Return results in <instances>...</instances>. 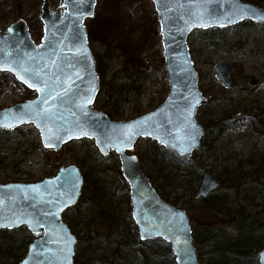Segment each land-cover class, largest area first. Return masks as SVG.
<instances>
[{"label":"water","instance_id":"obj_1","mask_svg":"<svg viewBox=\"0 0 264 264\" xmlns=\"http://www.w3.org/2000/svg\"><path fill=\"white\" fill-rule=\"evenodd\" d=\"M96 1L63 0L64 10L51 12L44 0L40 9L43 37L38 45L23 20L0 31V68L13 69L0 72L12 74L37 94L33 100L1 109L0 125L9 126H0V131L32 124L47 150L58 152L63 145L84 138L94 141L100 155L114 153L129 189L131 217L139 238L163 240L175 264H201L188 213L160 198L139 158L128 152L140 137H150L180 157L199 146L204 132L195 114L203 97L196 86L187 37L194 29L225 28L247 18L264 24V9L239 0H151L158 16L168 95L146 114L113 122L91 109L98 94V77L83 25L86 18L93 17ZM231 69L229 64L216 68V78L226 87L230 86ZM17 73L35 87L17 79ZM83 184L75 165L61 167L39 182L0 184V225H5L0 230L25 228L34 236L43 233L29 245L19 264H73L77 239L62 221V213L77 204ZM219 186L211 174L204 173L195 198L203 199ZM258 264H264V249L258 254Z\"/></svg>","mask_w":264,"mask_h":264},{"label":"rangeland","instance_id":"obj_2","mask_svg":"<svg viewBox=\"0 0 264 264\" xmlns=\"http://www.w3.org/2000/svg\"><path fill=\"white\" fill-rule=\"evenodd\" d=\"M43 1L0 0V31L5 32L11 23L23 20L31 39L38 44ZM62 1L48 0L51 11L63 8ZM261 2L264 9V0ZM85 27L90 35L88 46L93 58L98 61L99 71L103 70L102 77L98 75L101 89L92 109L106 115L107 111H116L117 117L112 118L115 122L130 121L155 109L167 96V82L152 2L97 0L94 16L85 22ZM187 45L204 97L198 122L202 126L209 118L223 116L228 126L220 133L205 128L199 149L188 156L179 157L169 151L174 156L165 161L166 170L181 182L185 172L194 165H199L201 179L203 173L218 178L224 169H233L237 164L246 167L247 162H264V127L260 126V120L264 122V24L245 21L222 29H194ZM220 64L232 66L229 88L215 79L216 67ZM35 97L34 91L17 82L11 74L0 72V110ZM152 143L155 141L139 139L132 152L140 157ZM71 164L78 166L82 174L118 179L115 171L119 167L113 154L102 157L93 140H74L54 152L42 147L39 133L31 124L7 133L0 131V183L37 182L53 176L61 166ZM249 169L246 167L245 171ZM239 187L243 194L255 195L264 191V180L247 179ZM217 192L230 199L236 193L222 188ZM181 206L177 204V208L183 209ZM214 219L209 216L206 221ZM91 230L83 231L81 236L91 244L92 264H128L133 259V250L119 253L113 246L112 242L119 238L112 237V241L104 244L103 228L96 225ZM118 232L125 233L122 229ZM28 236L30 233L22 229L8 239L17 241L15 245H18L21 241L28 243L31 240ZM134 240H138L137 232ZM124 260L127 262L123 263Z\"/></svg>","mask_w":264,"mask_h":264},{"label":"trees","instance_id":"obj_3","mask_svg":"<svg viewBox=\"0 0 264 264\" xmlns=\"http://www.w3.org/2000/svg\"><path fill=\"white\" fill-rule=\"evenodd\" d=\"M251 4H260L261 0H244ZM101 75L103 70L98 69ZM102 80V79H101ZM99 86V90H100ZM114 110L107 111V116L117 117ZM225 118H209L207 123L216 133L223 131ZM139 158L157 193L166 202L175 206L181 203L182 208L190 214L193 243L202 264H258L257 254L264 248V191L246 195L240 201L237 194L230 199L227 195L215 192L195 203V194L200 177L198 166L185 172L184 181H176L172 172L166 170L165 161L174 155L155 143ZM179 159V158H178ZM113 160L117 163L116 156ZM248 163V164H247ZM245 166L237 164L227 168L218 176L221 188L236 190L247 179L264 180V162L251 161ZM257 165V166H255ZM243 167V168H242ZM256 167V168H255ZM118 179L112 180L100 175L91 176L85 172L84 187L78 203L63 213V221L77 238V249L74 264H92L91 244L81 233L91 232V226L103 228V243L113 241L118 252L131 249L133 259L128 264H175L169 246L162 240L142 242L134 240L136 231L130 215L131 206L127 185L122 182L118 168L115 171ZM104 174V171H103ZM221 192V191H220ZM187 197V199L185 198ZM213 216V221H206ZM91 225V226H90ZM122 229L125 233L118 232ZM13 233L3 231L0 242V264H18L25 255L28 243L9 241ZM32 239L31 236H28ZM206 247V250L203 248ZM203 250V251H202Z\"/></svg>","mask_w":264,"mask_h":264},{"label":"bare ground","instance_id":"obj_4","mask_svg":"<svg viewBox=\"0 0 264 264\" xmlns=\"http://www.w3.org/2000/svg\"><path fill=\"white\" fill-rule=\"evenodd\" d=\"M240 2H243V3H249V2H247V1H244V0H239ZM251 6H253L254 8H260V9H263L262 8V2L258 5V4H250ZM50 10H51V8H50ZM56 10V9H55ZM54 10V11H55ZM54 11H51V12H54ZM157 16V15H156ZM39 19H40V15H39ZM90 18H86L85 19V21H84V25H83V27H84V30H85V34H86V38L88 39L89 38V36L90 35H88V33H87V31H86V27H85V22L87 21V20H89ZM41 21V20H40ZM245 21H251V18L249 19V18H247V19H245V20H243V21H241V22H238V23H236V24H234V25H231V26H228V27H232V26H235V25H237V24H239V23H243V22H245ZM252 22H254V21H252ZM157 23H158V16H157ZM41 24H42V30H41V38L43 37V28H44V25H43V23H42V21H41ZM228 27H225V28H228ZM209 29H222V28H219V27H212V28H209ZM209 29H206V30H209ZM203 30V29H202ZM29 31V30H28ZM30 35V34H29ZM160 35V34H159ZM161 37V36H160ZM31 38V37H30ZM41 38H40V40H41ZM32 40V39H31ZM33 41V40H32ZM35 44V43H34ZM186 44H187V41H186ZM161 48H162V52H163V47H162V44H161ZM187 49H188V54H189V58L192 60V58H191V50H190V48H189V46L187 45ZM192 63H193V60H192ZM97 64H98V61H96L95 59H94V65H95V71L97 72V70H96V68H97ZM217 68V67H216ZM193 70L195 71V73L197 74V81H196V86H197V88H198V90L200 91V93H201V95H202V97H203V93H202V91H201V89H200V86H199V74H198V72H197V70L195 69V65H194V63H193ZM164 71H165V75H166V82H167V86H168V80H167V74H166V70H165V66H164ZM231 71H232V69H231ZM5 73H7V72H5ZM98 74V73H97ZM215 79L217 80V81H219L217 78H216V72H215ZM220 82V84L224 87V88H229L230 86H231V73H230V86L229 87H226V86H224L223 84H222V82L221 81H219ZM99 92V91H98ZM167 95H168V93H167ZM166 98H167V96H166ZM166 98L159 104V105H161V104H163L164 103V101L166 100ZM203 103H204V97H203V100H202V102H201V104H200V106L197 108V110H196V114H195V118L196 119H199L200 118V113H199V110L201 109V107L203 106ZM223 126L222 127H224V129L225 128H227V126H228V121L226 120V121H224L223 123ZM260 126H262V127H264V122L263 121H261L260 120ZM206 128V130L207 131H209V130H211V129H214L211 125H210V123H206V124H204V125H202V129H203V131H205L204 129ZM223 129V130H224ZM37 130V129H36ZM38 131V130H37ZM139 139H150L151 141L153 140L152 138H150V137H140ZM86 140H88V139H86ZM153 141H155V140H153ZM137 142V141H136ZM135 142V143H136ZM93 143H94V141H93ZM155 144H157L158 146H160L161 148H163V149H165L164 147H162L161 145H159L156 141H155ZM95 146V145H94ZM134 146H135V144H134ZM199 147H200V145L194 150V151H196L197 149H199ZM133 149H134V147H133ZM166 151H170V150H168V149H165ZM193 151V152H194ZM171 152V151H170ZM174 153V152H173ZM137 156V155H136ZM104 157V156H103ZM138 157V156H137ZM139 158V157H138ZM140 159V158H139ZM141 168H142V170H143V172L146 174V172H145V169L143 168V165H141ZM146 176H147V174H146ZM147 178L149 179V177L147 176ZM43 179H45V178H43ZM43 179H41V180H43ZM41 180H39V181H41ZM39 181H37V182H39ZM149 181H150V179H149ZM151 182V181H150ZM9 183H12V182H9ZM18 183H21V182H18ZM33 183H35V182H33ZM0 184H7V183H0ZM235 195L237 194V196H238V198H239V200L240 201H243V197H245L246 196V194H243V192H242V188L241 187H238L236 190H235ZM79 201V200H78ZM78 203V202H77ZM171 204V203H170ZM171 205H173V204H171ZM130 206H131V202H130ZM173 206H175V205H173ZM176 207V206H175ZM182 210H184V211H186L185 209H182ZM187 212V211H186ZM64 222V221H63ZM65 223V222H64ZM66 224V223H65ZM67 225V224H66ZM68 226V225H67ZM69 228V227H68ZM22 229H24V228H21V229H19V228H16V229H11V230H7V229H4V230H0V232H3V231H7V232H10V233H13V234H15V233H18V232H20ZM43 235V233H41V234H39V235H37V237L35 238V239H32L31 240V242L28 244V246H27V248H26V251H25V255H26V253H27V250H28V247H29V245L34 241V240H36V239H38V238H40L41 236ZM138 237V236H137ZM3 236L1 237V241L0 242H2L3 241ZM138 240H140V241H142L139 237H138ZM150 241H153V240H150ZM142 242H147V241H142ZM264 249V248H263ZM262 250V249H261ZM260 250V251H261ZM259 251V252H260ZM259 252H258V254H259ZM258 254H257V262H258ZM25 255L23 256V258L25 257ZM22 258V259H23ZM21 259V260H22ZM20 260V261H21ZM132 259H130V260H128L129 262L131 261ZM20 261L18 262V264L20 263ZM125 261V260H124ZM122 261L123 263H126L127 261ZM202 264V263H201Z\"/></svg>","mask_w":264,"mask_h":264},{"label":"snow or ice","instance_id":"obj_5","mask_svg":"<svg viewBox=\"0 0 264 264\" xmlns=\"http://www.w3.org/2000/svg\"><path fill=\"white\" fill-rule=\"evenodd\" d=\"M0 70L13 71V69H2V68H0ZM24 71L27 72L28 70L27 69H24ZM16 76H17V79L21 80L23 83H27L28 84V87H30V88L35 87L33 84L28 83L27 79L24 78L23 76H21L19 73H17ZM35 90L36 91H40V88L39 87H36ZM44 103H47V100H45ZM0 126L8 127L9 125H0ZM3 226H5V225H0V227H3ZM145 231L148 232L149 235H151V232L147 228L145 229ZM141 235H142V238H144V233L143 232H142ZM74 242H75L74 240L71 241V243H74ZM68 251H69V254H70V249ZM65 259H67V257H65Z\"/></svg>","mask_w":264,"mask_h":264}]
</instances>
